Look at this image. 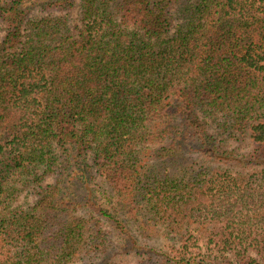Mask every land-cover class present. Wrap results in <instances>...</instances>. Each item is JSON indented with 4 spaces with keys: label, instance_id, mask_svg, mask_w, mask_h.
Returning <instances> with one entry per match:
<instances>
[{
    "label": "trees",
    "instance_id": "1",
    "mask_svg": "<svg viewBox=\"0 0 264 264\" xmlns=\"http://www.w3.org/2000/svg\"><path fill=\"white\" fill-rule=\"evenodd\" d=\"M140 259L264 264V0H0V264Z\"/></svg>",
    "mask_w": 264,
    "mask_h": 264
},
{
    "label": "rangeland",
    "instance_id": "2",
    "mask_svg": "<svg viewBox=\"0 0 264 264\" xmlns=\"http://www.w3.org/2000/svg\"><path fill=\"white\" fill-rule=\"evenodd\" d=\"M51 182H52V178H50L49 179ZM23 198H22V201H21V203H23ZM34 201H33V198H31V199H29V203H33ZM99 261L98 260H96V263H98ZM129 264H147V263H143L142 262V259H140V260H138V261H135V260H131V261H129L128 262ZM85 264H87V263H85ZM151 264H153V263H151Z\"/></svg>",
    "mask_w": 264,
    "mask_h": 264
}]
</instances>
